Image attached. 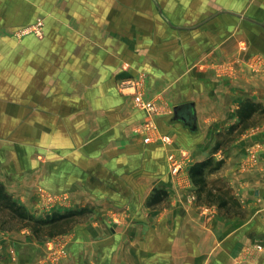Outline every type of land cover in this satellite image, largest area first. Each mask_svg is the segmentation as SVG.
I'll list each match as a JSON object with an SVG mask.
<instances>
[{
	"label": "crops",
	"instance_id": "crops-1",
	"mask_svg": "<svg viewBox=\"0 0 264 264\" xmlns=\"http://www.w3.org/2000/svg\"><path fill=\"white\" fill-rule=\"evenodd\" d=\"M37 17L42 36L14 35ZM190 101L194 133L171 122ZM245 102L264 104V0H0L3 192L80 211L51 237L0 223V264H264V116L241 121Z\"/></svg>",
	"mask_w": 264,
	"mask_h": 264
},
{
	"label": "trees",
	"instance_id": "trees-1",
	"mask_svg": "<svg viewBox=\"0 0 264 264\" xmlns=\"http://www.w3.org/2000/svg\"><path fill=\"white\" fill-rule=\"evenodd\" d=\"M253 110H258L259 114L264 116V104H249L242 103L239 105L238 112L240 115V120L242 121L244 118H247L251 115ZM212 162V158L208 157V159L203 161H197L190 167V179L192 183L198 187L205 186L204 179V170L210 165ZM10 201L8 207L11 209L10 216L11 217H19L21 219H27L31 224H26L28 227L32 228V232L36 237L40 235L44 236H54L56 233H59L68 227L70 219L72 216H75L80 211H69V212H54V214H48L44 217L35 218L30 213L28 214L25 206L18 205L15 201L12 200L10 196H6L3 192V187L0 184V208L3 206L2 203Z\"/></svg>",
	"mask_w": 264,
	"mask_h": 264
},
{
	"label": "rangeland",
	"instance_id": "rangeland-1",
	"mask_svg": "<svg viewBox=\"0 0 264 264\" xmlns=\"http://www.w3.org/2000/svg\"><path fill=\"white\" fill-rule=\"evenodd\" d=\"M44 19H42L41 17H37L35 19V21L32 22V24H28L26 26H22L20 28H18L15 32L14 35L19 38L24 37V36H42L43 33V29H44ZM37 192L39 193H44V198H45V204H40L39 206H41L39 208V213L37 214L36 212L38 211V209L36 210V212H30L27 210V213L31 214L33 217L35 218H39V217H44L45 215H50V214H54V212H56L55 206L54 204L55 201H57V195H52L49 193H45V190L42 186H38V188H36ZM10 203V201L7 200V202L2 203V207L0 208V223L2 224V226L4 227V229L9 228V230L13 229L15 231H19L21 229H23L24 226H27L26 224H31L32 222H30L27 219H21L19 217H11L10 216V207H8V204ZM6 210V211H5ZM58 212V211H57ZM44 215V216H43ZM30 227V226H29ZM32 228H30V232H32Z\"/></svg>",
	"mask_w": 264,
	"mask_h": 264
},
{
	"label": "water",
	"instance_id": "water-1",
	"mask_svg": "<svg viewBox=\"0 0 264 264\" xmlns=\"http://www.w3.org/2000/svg\"><path fill=\"white\" fill-rule=\"evenodd\" d=\"M173 108L172 123L179 122L183 128L190 133H194L198 130L195 108H193V103L191 101L176 104Z\"/></svg>",
	"mask_w": 264,
	"mask_h": 264
},
{
	"label": "built area",
	"instance_id": "built-area-1",
	"mask_svg": "<svg viewBox=\"0 0 264 264\" xmlns=\"http://www.w3.org/2000/svg\"><path fill=\"white\" fill-rule=\"evenodd\" d=\"M127 83H129L130 85L132 84L131 81L124 82L125 85ZM137 104L141 108L148 106V104L143 103L140 99H137ZM168 155L170 171H172L173 175L177 176L181 173L182 169L186 165L188 154H186L184 151H181L178 155H174L173 153H170Z\"/></svg>",
	"mask_w": 264,
	"mask_h": 264
}]
</instances>
